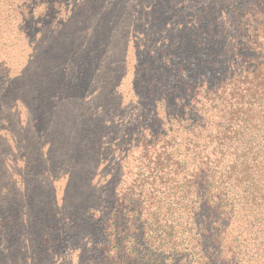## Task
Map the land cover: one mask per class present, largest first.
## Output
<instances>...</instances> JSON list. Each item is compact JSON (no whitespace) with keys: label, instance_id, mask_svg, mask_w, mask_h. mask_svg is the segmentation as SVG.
I'll list each match as a JSON object with an SVG mask.
<instances>
[{"label":"rangeland","instance_id":"1","mask_svg":"<svg viewBox=\"0 0 264 264\" xmlns=\"http://www.w3.org/2000/svg\"><path fill=\"white\" fill-rule=\"evenodd\" d=\"M249 1L0 0V206L19 233L0 239V264H84L104 202L97 219L73 215L68 227L37 231L47 211L70 200L82 174L93 173L85 186L104 179L105 197L117 193L116 156L138 152L139 134L157 131L155 112L208 80Z\"/></svg>","mask_w":264,"mask_h":264},{"label":"trees","instance_id":"2","mask_svg":"<svg viewBox=\"0 0 264 264\" xmlns=\"http://www.w3.org/2000/svg\"><path fill=\"white\" fill-rule=\"evenodd\" d=\"M254 2L235 10L232 35L220 29L228 44L216 64L226 71L216 66L209 81L185 85L179 101L155 112V134H139V151L116 156L124 168L117 193L105 197L104 179L85 186L80 180L94 177L82 174L37 231H51L56 220L68 227L73 215L97 219L93 208L104 202L84 264H264V4ZM4 209L0 239L11 243L18 226Z\"/></svg>","mask_w":264,"mask_h":264}]
</instances>
